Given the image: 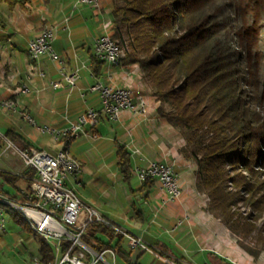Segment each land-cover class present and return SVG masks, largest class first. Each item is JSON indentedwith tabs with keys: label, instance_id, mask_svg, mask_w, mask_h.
<instances>
[{
	"label": "crops",
	"instance_id": "obj_1",
	"mask_svg": "<svg viewBox=\"0 0 264 264\" xmlns=\"http://www.w3.org/2000/svg\"><path fill=\"white\" fill-rule=\"evenodd\" d=\"M0 3L5 4L0 8V99L14 101V108L0 107V142L4 143L1 136L11 130L27 146L55 155L63 144L41 128L61 129L88 108L99 111L98 93L89 90L94 82L129 87L145 99V113L123 109L116 119L101 113L95 127L85 126L65 144L67 153L81 166L78 179H67L66 184L73 190L78 188L74 192L83 203L141 238L146 246L130 248L124 237L113 235L110 240L96 233L98 241L108 245L100 250H110L104 255L110 257L111 264H168L167 259L178 264H264V252L249 256L207 209L203 192L196 188V163L181 151L184 136L158 114L159 102L139 65L126 64L124 59L116 64L98 58L94 61L95 40L103 33L102 25L112 21L111 0H100L98 9L79 0H17L12 6ZM47 27L54 30L52 47L58 60L47 54L34 58L28 52V41ZM73 70L79 73L74 87L50 84ZM22 112L31 115L35 124L25 120ZM118 145L129 152V180L119 171ZM8 149L4 145L0 152ZM11 153L3 161L9 171L3 172L17 177V189H7L5 184L3 190L20 200L18 192L28 187L31 177L13 150ZM149 161L175 168L179 197L169 200L155 179L141 188L143 181L134 169ZM118 240L120 253H114ZM47 243L55 259L53 244ZM95 244L89 245L94 251ZM37 257L42 259L41 253ZM84 260L91 262L92 255L86 253Z\"/></svg>",
	"mask_w": 264,
	"mask_h": 264
},
{
	"label": "trees",
	"instance_id": "obj_2",
	"mask_svg": "<svg viewBox=\"0 0 264 264\" xmlns=\"http://www.w3.org/2000/svg\"><path fill=\"white\" fill-rule=\"evenodd\" d=\"M0 2L12 6L17 0ZM111 2L112 37L125 47L124 63L139 65L159 102L158 114L182 132L181 151L196 163V188L208 196V210L233 235H246L250 224L230 210L237 197L227 183L253 195L264 171V0ZM4 137L20 149L28 147L11 130ZM116 155L119 171L129 180V152L118 145ZM34 173L27 168L28 177ZM16 180L0 171V194L16 199L3 190L5 184L17 189ZM150 182L146 179L141 188ZM18 195L22 201L20 190ZM96 233L110 240L115 234L101 223L86 227L82 241H95L99 252L108 245L98 241ZM118 244L114 253H120ZM242 246L254 257L260 252ZM39 253L43 260L54 259L44 239Z\"/></svg>",
	"mask_w": 264,
	"mask_h": 264
},
{
	"label": "built area",
	"instance_id": "obj_3",
	"mask_svg": "<svg viewBox=\"0 0 264 264\" xmlns=\"http://www.w3.org/2000/svg\"><path fill=\"white\" fill-rule=\"evenodd\" d=\"M79 1L94 9L100 7V0ZM111 23L107 21L102 25L103 33L95 40L93 51L96 58L109 64H116L125 58V47L112 37ZM53 38V28L47 27L38 36L30 39L27 44L30 56L36 58L38 55L47 54L52 59L58 60L52 47ZM78 78V71L73 70L69 74H62L58 80L50 81V84L56 88L74 87ZM27 90L24 86V92ZM89 90L98 93L101 102L99 111L88 108L61 129L41 128V131L51 134L55 142L63 144L55 155L31 146L26 148L27 168L35 171L28 185L29 227L33 234L52 243L57 254L53 260H43L35 256L31 259V264H95L100 260L105 261L104 253L110 250L96 252L82 241L86 227L94 222L106 225L115 235L119 234L126 238L130 248H146L141 238L130 234L99 211L97 212L96 209L83 203L74 190L66 184L67 179L76 181L81 172L80 164L72 159L65 149V144L69 139L84 131L85 126L95 127L101 113L109 119H116L123 109L138 113L147 111L144 97L141 94H135L129 87H112L98 81L91 84ZM1 105L12 107L9 99H0V107ZM25 120L35 124L34 119L28 113H25ZM1 138L5 143V148H11L18 156V148L5 137L1 136ZM1 155L2 152H0V158ZM174 169L169 164L149 161L143 167H136L134 172L140 181L155 179L161 191L166 194L165 196L173 199L179 197L181 193ZM4 205L10 208H20V200L0 194V227L4 224L2 216ZM63 246L65 250L62 251ZM86 253L92 255L91 262L84 260ZM166 262L178 264L169 259Z\"/></svg>",
	"mask_w": 264,
	"mask_h": 264
},
{
	"label": "rangeland",
	"instance_id": "obj_4",
	"mask_svg": "<svg viewBox=\"0 0 264 264\" xmlns=\"http://www.w3.org/2000/svg\"><path fill=\"white\" fill-rule=\"evenodd\" d=\"M0 8H5V4L0 3ZM261 35V45L264 47V30L261 31ZM166 107L168 108L167 105ZM4 145L5 143L0 142V149ZM11 150L8 149L1 156L0 170L2 171H9L8 165L4 164L3 161H7V157L11 156ZM259 180L261 184L258 187L257 193L253 195L245 193L239 187L232 186L230 182L227 183V189L231 193L235 192L234 196L235 198L237 197L230 210L234 213V216L244 217L246 222L250 224L249 227H251L246 235L235 236L231 233V236L244 251L246 250L242 244L247 247L260 249L258 256L261 252H264V171H262ZM67 185L70 186L71 184L67 183ZM5 188L14 190L10 185L5 186ZM74 191L78 192V188L74 187ZM202 195H204L205 204L208 209L209 198L204 193ZM16 215L24 218L23 213L18 208H10L6 205L2 206L4 224L3 227H0V264H29L33 257L40 256L39 247L43 239L39 235H35L24 229ZM20 237H22V241L18 242ZM103 258L105 261L100 260L99 263L111 264L110 257L104 255Z\"/></svg>",
	"mask_w": 264,
	"mask_h": 264
},
{
	"label": "bare ground",
	"instance_id": "obj_5",
	"mask_svg": "<svg viewBox=\"0 0 264 264\" xmlns=\"http://www.w3.org/2000/svg\"><path fill=\"white\" fill-rule=\"evenodd\" d=\"M23 90H24V88H23ZM9 101L11 102V105H12V107L11 106H8V105H1V107H3V108H6V109H10V108H14V101H12V100H10L9 99ZM21 116L25 119V112H22L21 113ZM18 159H20L21 161H22V165H24V167L25 168H27V153H26V150H23V149H20V148H18ZM21 165V166H22ZM20 166V167H21ZM23 170V169H22ZM21 170V171H22ZM26 170V169H25ZM24 173V172H23ZM22 176H23V174H22ZM27 176V175H26ZM25 177V176H24ZM27 179V178H26ZM20 193H21V195H22V197L24 198L21 202H20V208H18V207H15V208H18L22 213H23V215H24V218H23V220L28 224V226H29V207H28V187L27 188H25V189H22V190H20ZM11 208H14V207H11ZM29 264H31V261H30V263Z\"/></svg>",
	"mask_w": 264,
	"mask_h": 264
}]
</instances>
